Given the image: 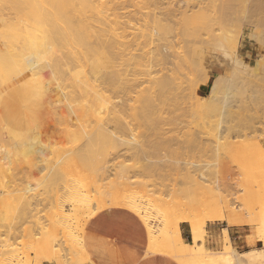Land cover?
I'll return each instance as SVG.
<instances>
[{"label": "bare ground", "instance_id": "6f19581e", "mask_svg": "<svg viewBox=\"0 0 264 264\" xmlns=\"http://www.w3.org/2000/svg\"><path fill=\"white\" fill-rule=\"evenodd\" d=\"M180 1L182 0H0V161L9 154L13 157L17 154L16 151H21V146H24L22 151L36 149L30 142L34 136V118L42 104L47 105L46 111L51 118L56 117L66 125L65 130H72L70 126L78 127V130L75 129L77 134L71 136L67 133L81 142L77 143L80 144L78 148L76 146V149L64 150L69 144L67 142L65 148L55 151H107L105 147L109 142L115 150L124 146L129 147L126 148L128 151H151V141L135 140L133 133L135 127L138 128L142 121L145 122L154 115L160 123L152 130L157 137L161 136L164 140L167 133L164 132L163 125H168L173 119L168 118L169 122L161 123L165 118L168 120L163 115L165 107L177 100L180 102L185 89L182 83L177 82L173 72L162 77H156L155 73L159 67L171 72L167 66H178L172 57H179L186 65L189 64L188 57L175 56L171 52V37L180 35L176 33V27L180 24L186 28L193 23L195 25L198 19L197 16L189 14L191 6L198 9L199 20L204 22L226 18L236 12L241 4L242 8L248 10V17L250 16L252 21H255L253 19L257 14H264V4L251 0ZM242 50V41L231 46L218 38L210 47L196 54L193 61L199 68L216 64L221 69L226 65L227 70H234L230 78L217 75L210 93L198 99L192 110L207 113L212 115V118L222 114L217 107L225 83L232 85V77L241 74V68L246 67L241 55ZM262 60L256 61V64L264 66ZM71 65L73 67L70 69ZM67 68L70 70V82L66 79L65 81L71 85L68 88L72 89L68 91L67 88L66 92L59 88L53 97L49 90L50 79L58 72H65ZM103 70L111 71H107V75L102 77L100 75H104ZM218 70L219 68L206 70L204 78L193 83L192 93L195 94L194 87L207 84ZM229 91L228 87L223 97L224 105L229 100ZM109 92H117L118 96L114 94L113 98L111 94L108 95ZM121 94L123 96H119ZM79 101L81 104L76 106L74 103ZM106 108L107 111H103V114L101 109ZM220 125L207 124V134L214 142L211 148L215 151H222L226 144H232L227 143L226 128ZM122 130L127 131L129 139L119 142L117 133ZM189 134L187 143H198L197 138ZM66 137L68 139V136ZM69 139L71 142V138ZM171 139L170 145L174 138ZM165 141H169L168 137ZM244 145L247 148L251 146L248 142ZM257 149L260 162L264 165V146L258 145ZM30 158L32 156L28 157L27 154L21 161L27 169V183H30L34 173L45 169L38 165L35 159ZM10 161L14 164V161ZM184 171L185 173L179 174L178 177H182L185 184L182 192L188 197L184 202V209L177 210L179 220L173 225V235L165 223L164 216L167 214V206L178 203L176 199L180 190L177 178L173 184H164L166 191L162 193L168 194V198H159L162 206H159L155 215L144 212L135 202H131L133 212L140 216L147 230L146 257L163 254L175 259L179 264H240V259L251 261L256 251L252 250L239 256L231 245L228 229H224L225 245L222 252L215 253L206 247L208 223L220 222L236 227H250L255 224V220L250 216L251 211L248 210L251 208V193H246L243 198L238 199L232 194L227 196L218 183L209 181L188 163ZM0 184L6 188L0 194L1 207L5 206L13 212L10 208L19 205L20 216L24 219L30 218L33 208L24 189L17 183L15 169L10 170L0 163ZM52 186L53 184L50 187ZM144 187L145 194L149 197L157 195V192L148 189L147 185ZM241 201L246 208H238L237 203ZM55 208L54 217L64 224L62 211ZM245 213L249 216L246 217ZM2 214L1 228L5 225L1 224V220H9L10 214L12 216L9 212L7 218L1 216ZM198 216L202 218L199 219ZM8 220V228L12 233L16 224L12 222L13 216ZM182 222L191 228L190 242L182 236ZM165 225L166 227H163ZM69 237L75 251L84 249L73 236ZM45 256V260L51 263H62L61 258L55 261L48 255ZM8 263L14 264L12 258Z\"/></svg>", "mask_w": 264, "mask_h": 264}, {"label": "rangeland", "instance_id": "374dc122", "mask_svg": "<svg viewBox=\"0 0 264 264\" xmlns=\"http://www.w3.org/2000/svg\"><path fill=\"white\" fill-rule=\"evenodd\" d=\"M252 1L264 4V0ZM182 6L184 5L182 4ZM189 10L190 15H195L198 20L200 19L197 15L200 13L197 8L192 5ZM248 13V10L242 8L241 4L232 15L218 21L204 22L193 17L197 20L195 25L193 23L194 26L190 25L191 27L187 26L188 28H186L180 24L176 27V33H180V35L176 38L171 37L173 41L171 52L175 56L188 57L189 64L186 65L179 57L175 59L172 57L178 66H167L171 72L166 69L161 70L159 67L155 76L162 77L173 72L177 82L182 83L185 90L180 102L177 100L174 104L170 105L169 103L165 107L164 118H173L168 125L166 122H169V119L165 118L161 122L166 123L163 125V129L164 132L166 131V138L168 137L169 141L154 134L152 128L160 123L156 115L145 122L142 121V125L139 124L141 126L138 128L135 127L133 133L135 140H150L151 151H128L126 148L129 147L124 146L119 147L120 150H115L110 142L105 147L107 151H55L65 148L67 142L69 144L64 150L74 149L76 146L78 148L81 142L74 136L70 137L71 134H77L78 127L70 126L72 129L69 130L70 132L65 130L64 123L56 117L51 118L48 114L47 105H41L34 118V136L30 142L36 149L22 151L24 146H21V151H16L18 156L14 154L15 156L12 157V154H9L3 161H0L10 170L15 169L17 183L21 189H24L33 208L31 217L24 219L20 216L19 205L10 208L13 211L10 212L7 207H1L0 204V214L4 213L1 216L7 218L8 212L12 213V222L16 224L15 230L11 233L8 228L10 224L7 222L8 219H4L7 223L3 219L1 220L3 221L1 224L5 223V225H2V228L0 225V264H9L10 258L14 264H54L45 260V255L55 261H59L61 258V264H95L92 255L84 246V233L89 221L100 212L113 209H122L138 216L133 212L131 202H135L144 212L155 215L159 206H162L159 198H168V194L162 193V191H166V188L163 187L164 184H173L177 178L180 190L176 199L178 203L167 206V214L164 216L165 223L173 235V225L179 220L177 210L184 209V202L188 197L182 192L185 189L184 181L182 177H178L179 174L185 173L184 168L187 163L190 167H194L198 173L204 174L209 181L218 183L227 196L232 194L238 199L244 197L246 193H251V208L248 210L251 211L250 216L255 220V224L250 227H236L218 223L219 227L233 231L229 234L230 242L239 256L252 250L256 251L251 261L240 259V264H264V165L260 162L257 149L258 145L264 146V66L256 64V61L260 59H263L264 64V14H257L253 19L255 22L250 16L248 17ZM251 24L252 26H250ZM218 38L225 40L231 46L242 41L241 55L246 67L245 69L241 68V74L232 77V85L228 82L225 83L217 107L222 116L215 115V118H212V115L192 110V106L198 99L206 97L210 93L217 75L230 78L234 69L231 68L229 71L230 68L227 70L226 65L221 69L216 64H208L209 66L199 68L193 58L199 51L214 44ZM260 51L261 53H259ZM72 67L71 65L69 68ZM216 68L219 70L211 76L208 83L194 87L195 94L192 93L193 83L204 78L206 70L211 71ZM69 71L67 68L65 72L61 71L54 77H49V79L51 78L49 90L53 97L59 88L66 91L71 86L68 85L70 82L68 80ZM107 71L109 73L111 70H106V72L103 70L102 74L104 75L100 76H106ZM145 86L147 85L145 84ZM228 87L230 96L227 104L224 105L223 97L227 93ZM69 89L72 88L67 90L69 91ZM110 94L113 98L114 94L118 96L117 92H109L108 95ZM80 102L74 104L78 106L81 104ZM101 111L104 114L107 108L106 110L101 109ZM223 112L225 113L223 114ZM213 123H220V127L225 126L226 141L232 143L231 145L225 143L222 151H215L211 148L214 142L207 134V127H209L207 124L213 125ZM164 132L163 134H165ZM187 134L194 135L192 137L197 138L198 143L188 144L190 136ZM69 138H71V142ZM117 138L121 142L129 139V134L122 130L117 133ZM170 138H174L171 141L172 145L169 143ZM245 141L251 146L247 148L244 145ZM73 143H75L74 146ZM77 143L80 144L77 145ZM27 154L28 157L32 156L38 165L45 168L43 171L34 173L30 178V183L26 182L27 169L21 164L23 156ZM10 160L14 161V164ZM122 177H129V179ZM52 184L53 188L50 187ZM144 185H147L148 189L155 190L157 195L154 197L146 195ZM0 190L1 194L6 188L2 185ZM241 202L237 203L238 208H246L243 202L244 206H242ZM55 207L62 211L64 224L59 223L54 217ZM3 210L4 212H2ZM12 216L10 214L8 221L12 219ZM245 216L248 217V213H245ZM138 217L140 218V216ZM198 218L200 219L202 216H198ZM140 220L142 221L141 218ZM181 225L186 226L191 233V228L187 223L182 222ZM209 225L213 224L208 223L207 227ZM69 236H73L84 249L75 251L72 248L73 244L69 241ZM191 240L192 235L187 242ZM223 241L224 231L217 240L218 249L211 250L207 245L206 247L212 252L220 253L224 250L225 243ZM157 256L179 264L175 259L166 255Z\"/></svg>", "mask_w": 264, "mask_h": 264}, {"label": "crops", "instance_id": "0c3cea01", "mask_svg": "<svg viewBox=\"0 0 264 264\" xmlns=\"http://www.w3.org/2000/svg\"><path fill=\"white\" fill-rule=\"evenodd\" d=\"M223 231L219 223L207 227L206 245L211 250L218 249L217 240ZM231 231L228 229L229 234ZM181 233L186 241L191 238L190 230L184 225H181ZM147 245L143 222L122 209L100 212L89 221L84 233V246L95 264H174L157 255L146 257Z\"/></svg>", "mask_w": 264, "mask_h": 264}]
</instances>
